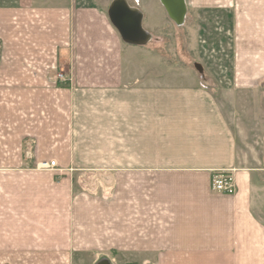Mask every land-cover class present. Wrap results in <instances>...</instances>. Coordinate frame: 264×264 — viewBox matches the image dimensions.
Returning <instances> with one entry per match:
<instances>
[{
  "label": "crops",
  "instance_id": "obj_1",
  "mask_svg": "<svg viewBox=\"0 0 264 264\" xmlns=\"http://www.w3.org/2000/svg\"><path fill=\"white\" fill-rule=\"evenodd\" d=\"M186 4L210 91L126 80L98 0H0V264H264V0Z\"/></svg>",
  "mask_w": 264,
  "mask_h": 264
},
{
  "label": "rangeland",
  "instance_id": "obj_2",
  "mask_svg": "<svg viewBox=\"0 0 264 264\" xmlns=\"http://www.w3.org/2000/svg\"><path fill=\"white\" fill-rule=\"evenodd\" d=\"M98 2L109 8L112 0ZM128 2L138 5L141 11L146 10L145 26L149 30L145 29L151 39L135 47L125 43L126 80L140 78L146 84L159 87L195 85L210 91L213 84L210 17L208 20L199 7L190 4L184 23L178 25L168 16L160 0ZM7 151L0 148V156Z\"/></svg>",
  "mask_w": 264,
  "mask_h": 264
},
{
  "label": "water",
  "instance_id": "obj_3",
  "mask_svg": "<svg viewBox=\"0 0 264 264\" xmlns=\"http://www.w3.org/2000/svg\"><path fill=\"white\" fill-rule=\"evenodd\" d=\"M160 2L176 24L184 23L187 14L186 0ZM108 17L125 43L144 45L151 39V34L143 26V12L132 6L128 0H112L108 8Z\"/></svg>",
  "mask_w": 264,
  "mask_h": 264
},
{
  "label": "built area",
  "instance_id": "obj_4",
  "mask_svg": "<svg viewBox=\"0 0 264 264\" xmlns=\"http://www.w3.org/2000/svg\"><path fill=\"white\" fill-rule=\"evenodd\" d=\"M59 76H62L59 74ZM41 168L50 169L57 166L56 161L43 162ZM236 183L233 174L227 170H221L216 172L212 177V188L219 192H233L235 190Z\"/></svg>",
  "mask_w": 264,
  "mask_h": 264
}]
</instances>
